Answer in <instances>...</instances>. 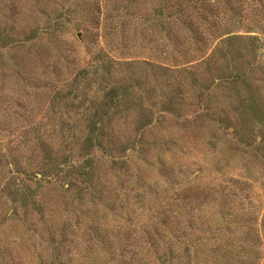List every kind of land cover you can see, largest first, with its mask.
Returning a JSON list of instances; mask_svg holds the SVG:
<instances>
[{"label": "rangeland", "instance_id": "rangeland-1", "mask_svg": "<svg viewBox=\"0 0 264 264\" xmlns=\"http://www.w3.org/2000/svg\"><path fill=\"white\" fill-rule=\"evenodd\" d=\"M243 98L264 0H0V264H264Z\"/></svg>", "mask_w": 264, "mask_h": 264}, {"label": "trees", "instance_id": "trees-1", "mask_svg": "<svg viewBox=\"0 0 264 264\" xmlns=\"http://www.w3.org/2000/svg\"><path fill=\"white\" fill-rule=\"evenodd\" d=\"M227 39L226 42L230 43L232 40L238 39H245L242 36H234L230 35V33H227ZM251 40L256 41L258 38L255 36ZM233 80H237L236 76L232 78ZM240 111L239 115L242 116V120L244 122L250 121L251 123L257 125V127L262 128V130L258 131V134L256 136L261 137V141L258 143L259 145L264 143V109L254 101L253 98H243L240 100ZM250 119V120H249ZM251 135H253V132H250ZM253 137V136H252ZM254 142L256 141V138L254 139ZM253 142V141H252Z\"/></svg>", "mask_w": 264, "mask_h": 264}]
</instances>
